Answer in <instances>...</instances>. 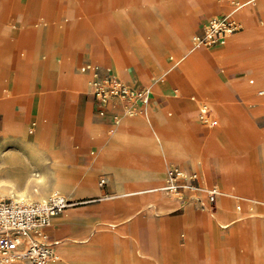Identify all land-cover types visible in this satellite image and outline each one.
Here are the masks:
<instances>
[{
    "label": "rangeland",
    "instance_id": "obj_1",
    "mask_svg": "<svg viewBox=\"0 0 264 264\" xmlns=\"http://www.w3.org/2000/svg\"><path fill=\"white\" fill-rule=\"evenodd\" d=\"M26 1L19 0L18 9L9 12L6 16L3 25L0 26L2 38H18V29L22 25L23 9ZM119 1L76 0L74 3L75 10L73 12L75 14L82 11L87 12L89 16L91 14L99 16L101 13H114L117 7L121 5H125V7L122 9L121 24L119 25L117 19H115V27L111 28V34L117 35L120 42L108 40L109 45H105L103 39L106 34L95 24L91 29L89 28L90 32L92 31L90 38L85 40L83 47L78 48L75 52L73 72L83 74L88 80V76L80 72L77 67L83 61H90L109 66L126 79L140 81L141 79L131 69L134 60L138 59L143 67V75H145V79L141 80L143 83H153L154 85L155 81L152 78L157 77L161 71L171 70L177 73L186 85L184 89H180L177 84L171 83L166 91L157 95L154 88L152 100L154 99L153 114L156 121H153V124L154 122L160 124L163 120L175 116L181 128L195 130V136L197 140H200L219 124L220 113L215 107V102H222L224 112L234 119L233 134L246 143L249 155L257 156V161H255L257 163L252 162L250 164L252 169L255 172L264 173V148H262L261 141L244 136L243 130L245 131V128L235 121L237 114H239L237 110H243L248 122L253 126L252 129L264 136V95L257 94V90L264 89V81H262L264 80V42L245 43L239 49L228 54L216 56L213 62L209 61L213 76H202L208 95L200 94L186 81L179 63H175L176 50L168 46L171 35L181 28V19H186L188 23L186 28L188 44L185 49L188 51L202 50L209 54H217V51L231 44L233 35L238 36L246 30L245 20L239 17L243 23V28L233 33V35H229L226 43L212 47H193L192 35L200 21L217 8V0H213L206 7L200 6V0H123L122 3ZM68 3L69 0H30V4L34 8H39L40 6L44 8L43 13L48 14L46 22L52 24L61 20L67 23V13L62 11V6H67ZM258 3L255 4L256 15L251 17L246 11L247 18L253 19V24L257 27L264 26V8L258 7ZM78 16L80 18V15ZM94 20L98 21V19ZM80 32L83 35L85 30ZM151 34L156 38H160V40L157 39L158 42L155 44L157 48L155 50V59L159 66L158 68H156L151 58L139 59L136 52L138 49L134 47L132 42L126 41L131 36L143 35L146 41L154 43L150 40ZM63 36V31H61L58 36L59 42L62 41ZM108 46L113 47V50L111 49L112 52H116L123 62V66L119 67V70H116L114 64L110 62L112 55L106 53ZM26 53V49L21 48L18 53L19 60L24 61ZM183 53L184 51L181 52V54ZM55 55L58 58H62L59 51H56ZM17 60L14 55L10 56L7 66L10 78L13 77ZM124 72L127 73L125 76ZM257 75L262 77L258 76L259 79H257ZM49 77L51 78V76ZM250 78L254 81L248 82ZM5 83V85H0V100L12 99V97L18 95L14 108L19 110H14V118L22 120L23 125H25L28 143L26 144L27 146H20V144L14 142L4 143V126L8 127L10 119L6 120L4 112L0 110V187H7L9 190L15 191L20 190L23 193L16 194L13 197L25 196L32 200H42V198H46L54 191L53 188L57 186L54 168L58 167L59 164L55 163L47 146L39 150L32 140L37 126L40 123L51 121L55 135L53 146L62 154L63 164L61 166L70 178L67 188L65 189L64 186L61 189L58 188V192L64 195L65 198L72 199V205L53 215L51 223L47 227L48 233L52 235L51 238L56 241V251L57 246L64 242L76 244L89 251L90 259L94 264H106L109 261L114 262L113 264H116L115 262L118 264H229L227 261L228 255L234 257L236 264H251L250 258L247 259L238 255L237 241L233 235L232 223L229 222L230 219L241 218L240 220H244L247 218L253 219L257 225H264V202L249 201L247 199L248 194L242 191L239 184L231 181V185L228 186L227 190L229 194L223 195V197L229 199L231 211L226 216L219 217V214L225 212V207L220 199L217 200V208L212 209L214 211L217 210L218 240L214 241L212 230L204 224L195 226L188 223V230L182 226L185 215L191 213L195 216H206L211 210L201 211L191 203L185 205L174 203L159 188L164 181L165 169L170 164H180L194 169L202 186H209L211 183L218 184L221 181L219 175L220 167L213 155H207L206 158L210 181H205L200 173L201 171L197 167H193L188 160L179 161L174 158H167L162 162L163 171L161 175L154 173L148 163L144 164L141 181H139V184L132 186L131 183L134 179H132L131 174L122 173L117 176L114 168L97 165L95 158L115 134L117 126L111 134H106L105 130L107 127L103 119L94 114L89 85L75 95L72 91L63 88L60 91L58 110L51 99L49 106L41 109L36 120L31 118L35 98L29 94L31 92L30 88L27 89L28 93L21 91L18 94H11L9 89L7 91V88H11L12 80ZM29 83L30 81H28ZM37 83L38 80H35V84ZM242 86L249 87V98L244 96ZM192 95L195 96L194 101L189 99ZM150 102L151 99L148 105ZM204 105L211 110L217 120L216 125L213 127L202 125L196 120L197 109ZM78 107H89L91 122L97 127V130L91 132L77 127L75 132L67 131L64 134H60L67 116L71 115V112H74ZM144 110L142 109V111L129 118L137 117ZM168 112H170V115H168ZM77 130H82V132ZM132 137L137 138L135 136ZM202 145L203 142L200 140L199 147H202ZM14 147H18L22 154L20 153L17 157L13 156ZM239 149L242 148L239 147ZM144 157H146V162H150L153 159V155L150 153L145 154ZM26 162H29L28 164L33 163L31 164L32 170L30 169V172L23 180L24 182L22 181L17 186L15 174H17L18 169L21 170L26 167ZM247 164V161L243 160V158L237 161L238 172L236 179L243 186L249 185L253 179V173H251ZM57 170L59 171V169ZM89 171L93 173L97 184L103 177L106 179V184L102 186L98 184L97 186L101 190L102 196H107L101 197L93 188L83 189V187L78 185L83 178V173ZM36 174L39 175L37 176ZM226 177L230 179L227 166ZM18 187L19 189H17ZM147 187L151 190L128 192L131 190H143ZM0 196L10 197L7 194ZM136 196L139 197L133 199ZM140 196H147V198L143 199ZM219 197H221V194ZM253 198L264 200L260 196H253ZM134 204L136 208L141 205L136 210V212L139 211L143 215V221L141 222L135 221L138 213L136 215L129 213ZM177 205L182 206L183 210L172 211ZM71 212H74L72 216H70ZM127 213L129 215L126 217ZM55 217H62L65 220L62 224L64 230L61 234L57 232L54 235ZM259 220H262V224H259ZM47 264H65V262L58 258V260Z\"/></svg>",
    "mask_w": 264,
    "mask_h": 264
},
{
    "label": "crops",
    "instance_id": "obj_2",
    "mask_svg": "<svg viewBox=\"0 0 264 264\" xmlns=\"http://www.w3.org/2000/svg\"><path fill=\"white\" fill-rule=\"evenodd\" d=\"M122 1L123 0H120L119 2L122 3ZM212 1L213 0H200V6L206 7ZM258 2L259 0H254L255 4ZM74 3L72 2L71 5L68 4L67 6H62V11L67 13V23H65L64 20H61L55 24H52L50 22H46L48 14H45L44 17H41V13L38 14V12H41L43 7L41 8L40 6L39 8H34L30 4V0H27L23 9L24 15L22 18V25L18 29V38H2L0 27V85H5V82H11L12 78L18 79L22 82L26 81L27 88L29 87L31 91L29 94L33 95L35 98L31 111V118L33 119L37 120L38 113L41 111V109L49 106L51 99L54 101V106H56L58 110V106L60 105V91L63 88L72 91L75 95L80 90H84L87 87L88 80L84 77V75L73 72V68L75 66V52L78 48L83 47L85 40H88L84 34H80V31H83L84 27H86V21L101 19L102 21L105 20L107 23H110V25L114 26L116 24L114 20L117 19V23L119 25L121 24L122 9L125 7V5L117 7L114 13H101L99 16H94L91 14L89 16L87 12L82 11L75 14V12H73V10H75ZM18 6L19 0H0V26L3 25L8 13L17 10ZM246 11V6H244V13L242 14L239 12V9L237 10L238 17L245 20L246 30L238 36L231 34L233 35L231 37V44L217 51V54H209L202 50L188 51L185 49L187 46L186 44L184 45L181 43H176V41L170 38L168 46L176 50L177 53L175 63H179L180 68L185 75L186 81L191 84L198 93L208 95V90L203 83L202 76H213L209 61L213 62V59L216 58V56L218 57L223 54L231 53L236 49H239L245 43L264 42V26H255L253 24V19L247 18ZM78 14L80 15V18ZM73 19L76 22L80 20L81 25L79 26L80 28L78 30L79 33L76 37V42L69 51H66V47L69 42L68 25L69 21ZM33 21L35 22L33 23ZM61 31H63L64 36L62 41L59 42L58 36ZM88 38H90V36ZM157 39L160 40L159 37L156 38L153 34H151L150 40L154 43H149L146 41L143 35L131 36L126 41L132 42L134 47L138 49L136 52L139 56V59L151 58L153 59L156 68H158L159 66L155 59V50L157 49L155 44L158 42ZM21 48H25L27 51L24 61L19 60L20 57L18 53ZM56 51L61 53L62 58L56 57ZM183 51L184 53L181 54ZM106 53L110 54V51L107 49ZM11 55H14V57L18 59L12 78L9 77V69L7 68ZM178 58H181L182 60L179 62L177 60ZM66 60H68L70 63L69 68L62 72L63 63ZM131 69L136 73V76L139 79H145L140 60H134ZM123 74L125 76L127 73L124 72ZM49 76H51V78ZM258 76L260 75H257V79H259ZM152 79L155 81L154 85L153 83L147 84L151 85L153 93L155 88V93L157 95L166 91L171 83L177 84L180 89H184V87H186V85L181 80V77L171 70L161 71L157 77H153ZM35 80H38L37 84H35ZM141 80H135V82L143 83ZM250 80H252V82L254 81L250 78L248 82H250ZM28 81H30L29 84ZM249 91V87L242 86V92L247 98H249ZM153 101L154 99H151L147 110L144 113L139 114L137 117H121V121L119 122V125H117L115 134L95 158L97 160V165L110 166L114 168L116 170L117 176L122 173L127 175L131 174L132 179H134L131 183L133 186L139 184V181H141L140 179H142L141 176L143 174L142 171L144 164L148 163L154 173H159L161 175L163 171V160L167 158H174L179 161L188 160L193 165V167H197L201 171L200 173L202 174L205 181H210V174L206 158L207 155H213L217 159V164L220 167L219 175L221 181L216 184L220 190L221 197L217 198V200L220 199V201L223 203V206L225 207V212L219 214L220 218L226 216L231 211V203L229 202V199L223 197V195L225 196L229 194L227 190L229 188L228 186L231 185V181H235L237 184H239L242 191L248 194L247 199L249 201L264 202V200L261 198H253V196H260L264 198V173L255 172V170H253L250 165L252 162L257 161V156L255 157L249 155L248 149H246V143L243 142L238 136L233 134L232 126L234 119L224 112L222 102H215V107L220 113L219 124L217 127L210 130L207 135L200 139L202 140L203 145L202 147H199L200 140H197V137L194 133L195 130L193 131L189 128H181L178 124L177 117L173 116L169 119L163 120V122L160 121V124L155 122L153 124V121H156L153 114ZM91 102L94 110L92 96ZM7 104L8 101L6 99H1L0 110L3 111V106ZM88 108L89 107H78L76 110H74V112H71V115L67 116L65 125L63 128H61L60 134H64L67 131L75 132L77 127H80L82 130L85 129L95 132L97 127L91 122ZM14 109L15 108H13V114ZM15 111L17 110L15 109ZM237 112L239 114H237L235 121L245 128V131L243 130L244 136H247L248 138L259 139L261 141L262 148H264V136H261L255 131V129H252L253 126L250 125V122H248L247 116L243 110L238 109ZM103 121L107 127L105 132L109 135L107 132L108 128L110 127L108 124L109 122L107 119H103ZM115 127L113 129H115ZM39 130L43 133L42 143L48 147L49 153L55 160V163L59 164L58 167L56 166L54 168V172L59 169V173L63 177V182L61 184L66 189L70 183V178L67 176V173L63 171L61 166L63 164L62 154L57 148L53 146L55 135L52 122L48 121L46 123H40ZM82 130L77 131L82 132ZM132 136L137 137L136 139L138 140L131 141L130 138H132ZM239 147L242 149H239ZM91 153H93V151H91ZM147 153L153 155V159L150 162H146L145 160L146 157H144V155ZM242 158L243 160L245 159L247 161L248 168L251 170V173H253V179L247 186L241 185L236 179L238 172L237 161ZM226 166L228 167L230 179H227L226 177ZM255 168H257V166H255ZM78 185L83 187V189L93 188L94 191L101 195V197L107 196H102V192L97 186L98 184L95 182L94 175L90 171L83 173V178ZM150 190L151 189L147 187L143 190H131L128 192L134 193ZM138 197L139 196H136L133 199H137ZM141 197L142 196H140V198ZM142 198H147V196ZM67 199L69 201L72 200L70 198ZM140 206L136 208L134 204L132 206V210L129 211L130 214L136 215L138 213L135 219L136 222L143 221V215L140 214L139 211L136 212ZM215 208H217V201ZM178 210H183V208L177 205L172 209V211ZM129 213L126 214V217L129 215ZM73 214L74 212H71L70 216ZM183 219L182 226L185 227L184 229L188 230V223H191L195 226L198 224H204L210 227L212 230L214 241L216 239L218 240L217 210L214 211L211 209V212H208L206 216H195L189 213L185 215ZM240 219L241 218L230 219L229 222L232 223L231 227L233 230V235L237 241L238 255L244 256L247 259L250 258L251 264H264V225H257L253 219ZM64 222L65 220L62 217H55L54 235L57 232L59 234L63 232L64 228L62 227V224ZM258 222L259 224H262V220H259ZM49 235L52 237L51 234ZM53 240L55 239L53 238ZM56 253L58 258H61L65 264H94L90 259V253L87 249L81 248L80 246L70 242L59 244L57 246ZM227 261L229 264H236L234 257L231 255L227 256ZM113 263L114 262L109 261L106 264ZM115 263L118 264L117 262ZM14 264L20 263L15 262Z\"/></svg>",
    "mask_w": 264,
    "mask_h": 264
},
{
    "label": "built area",
    "instance_id": "obj_3",
    "mask_svg": "<svg viewBox=\"0 0 264 264\" xmlns=\"http://www.w3.org/2000/svg\"><path fill=\"white\" fill-rule=\"evenodd\" d=\"M241 6L247 7L249 16L256 15L254 0H217V8L200 21L192 35V46L212 47L226 43L229 35L243 28L237 15ZM77 69L88 76L94 114L108 120L109 134L122 116L136 115L145 109L154 95L150 84L126 79L109 66L83 61ZM257 94L264 95V89L258 90ZM189 99L194 101L195 96ZM196 120L207 127L217 123L206 106L197 109ZM103 184H106L104 177L99 181V185ZM159 188L173 202L179 205L191 203L202 211L215 208L220 194L216 183L200 185L197 172L180 164L166 167L164 181ZM70 204L71 201L58 191H52L42 200L0 196V264L14 261L47 264L58 260L56 241L50 237L47 227L52 216Z\"/></svg>",
    "mask_w": 264,
    "mask_h": 264
},
{
    "label": "bare ground",
    "instance_id": "obj_4",
    "mask_svg": "<svg viewBox=\"0 0 264 264\" xmlns=\"http://www.w3.org/2000/svg\"><path fill=\"white\" fill-rule=\"evenodd\" d=\"M76 0H69V5H71V3L75 2ZM78 1V0H77ZM258 6L261 7V8H264V0H259V3H258ZM44 11V8L41 9V17H44L45 13H43ZM239 12L242 14L244 13V6H241L239 8ZM79 15V14H78ZM181 28L178 29L177 31H175L172 35H171V38L172 40L176 41V43H181V44H188V36H187V20H184V19H181ZM96 24V26H98L99 28H101L102 32H104L106 34V36L104 37L103 39V43L105 45H109V41L108 40H113L115 42L118 43L119 41V37L117 35H113L111 34V31L112 29L115 27V26H112L110 25V23H107L105 20L102 21L101 19H98V21H95V20H90V21H86V27H84V30L85 32L83 33L84 36L88 39V36L91 35V32H90V29ZM81 25V22L80 20H78V22H76L74 19L73 20H70L69 21V25H68V37H69V42H68V45L66 47V51H69L72 46L74 45V43L76 42V37L78 35V30H79V26ZM88 28V29H87ZM90 28V29H89ZM112 28V29H111ZM88 30V31H87ZM98 31V30H96ZM104 36V35H103ZM102 36V37H103ZM120 42V41H119ZM107 49L110 51V54L112 55L111 57V62L112 64H114L116 70H119L118 68L123 66V62L122 60L120 59L119 55L116 53V52H112L113 50V47L112 46H108ZM112 49V50H111ZM32 52V51H31ZM31 57V56H30ZM29 57V59H30ZM206 58V57H205ZM179 62L182 60L181 58H178L177 59ZM69 61L66 60L64 61L63 63V71L64 70H67L69 68ZM167 82V81H166ZM165 82V83H166ZM87 85H88V82H87ZM29 88V87H28ZM27 88V84H26V81L22 82L18 79H14L12 78V86L11 88H7V91L9 89V92L12 93H15V94H18L20 93L21 91L25 92V93H28V89ZM6 90V89H5ZM17 96L16 95L15 97H12V99H7L8 101V104L7 105H4L3 106V112L5 114V119L6 120H9V125L8 127L4 126V133H3V139H4V143H9V142H14V143H17V144H20V146H27L26 144L28 143L27 140V130H26V127L25 125H23L22 123V120H17L14 118V114H13V108L15 106V104L17 103ZM152 99V97H151ZM26 106V105H25ZM149 105H147L146 109L141 112V113H144L147 108H148ZM205 106V105H204ZM15 110V109H14ZM18 111V110H17ZM22 113V112H21ZM123 117V116H122ZM26 118V117H25ZM24 120V119H23ZM46 122V121H45ZM31 129V128H30ZM33 143L34 145L39 149L41 150L42 147H46L45 144L42 143V140H43V133L39 130V125L37 126V130L35 132V134H33ZM131 141H136L138 139L136 138H130ZM30 141V140H29ZM8 146V145H7ZM13 147V146H12ZM30 147V146H29ZM33 148V147H31ZM35 148V147H34ZM13 149V148H12ZM24 149V148H23ZM22 149V150H23ZM9 150V149H8ZM14 155L13 156H18L20 153L22 154V152H20V149L18 147H14ZM36 150V149H35ZM26 151V150H25ZM34 151V150H33ZM31 151V152H33ZM37 151V150H36ZM47 151V150H46ZM45 151V152H46ZM12 152V151H11ZM48 152V151H47ZM27 154V153H26ZM30 155V154H29ZM36 155V154H35ZM39 155H42V154H39ZM44 155V154H43ZM30 157V156H29ZM34 158V157H33ZM25 159V158H23ZM32 159V158H31ZM46 159V158H45ZM19 162V161H18ZM27 163V162H26ZM29 163V162H28ZM26 164L25 166L26 167H23V169H18L17 171V174L16 175V180H17V186L24 180V178H26V176L28 175V173L30 172V169L32 168L31 164ZM32 170V169H31ZM35 170V169H34ZM55 174V177H56V187L53 188L54 191H58L59 189L58 188H62L63 185L61 184L63 182V177L61 176V174L59 173V171L57 170L56 172H54ZM14 175V176H15ZM37 176L39 174H36ZM237 177V176H236ZM24 182V181H23ZM99 184V183H98ZM23 186V185H22ZM19 189V187L17 188ZM16 189V190H17ZM21 189V187H20ZM20 191V190H18ZM15 191V190H9L7 187H0V195L4 196V195H8V196H15L16 194H22L23 192L20 191ZM44 199V198H42ZM67 199V198H66ZM68 200V199H67ZM69 201V200H68ZM71 205V204H70ZM223 205V203H222ZM50 223H51V220H50ZM20 263V264H24L23 262L21 261H14L13 263L11 264H14V263Z\"/></svg>",
    "mask_w": 264,
    "mask_h": 264
}]
</instances>
